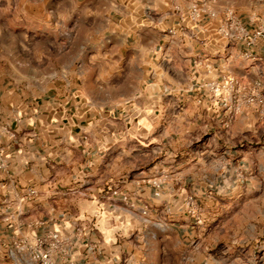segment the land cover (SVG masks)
<instances>
[{"label": "crops", "instance_id": "1", "mask_svg": "<svg viewBox=\"0 0 264 264\" xmlns=\"http://www.w3.org/2000/svg\"><path fill=\"white\" fill-rule=\"evenodd\" d=\"M179 1L0 0V23L44 28L73 22L77 30L90 24L87 37L106 33L122 40L115 48L119 54L136 49L150 56L144 62L148 82H139L132 95L107 96L100 103L71 80L39 75L40 62L19 82L0 84L5 157L0 213L9 215L18 231L68 236L72 246L59 257L61 264H144L146 226L135 215L141 208L162 216L165 227L152 226L175 233L177 245L186 248L197 236L205 244L209 223L225 209L212 207L210 192L222 182L233 186L235 199L263 188L264 108L245 106L225 127L222 110L198 105L195 90L199 80L223 75L245 84L261 80L264 87V68L259 73L251 67L242 47H228L213 22L205 25L206 32L187 25V33L166 35V29L177 27V18L170 16L164 25V16L147 11L157 15L162 4ZM263 50L261 44L252 51ZM31 188L34 197L28 196ZM187 197L203 206L200 225L186 211ZM163 246V260L149 264H172L166 249L171 241Z\"/></svg>", "mask_w": 264, "mask_h": 264}, {"label": "rangeland", "instance_id": "2", "mask_svg": "<svg viewBox=\"0 0 264 264\" xmlns=\"http://www.w3.org/2000/svg\"><path fill=\"white\" fill-rule=\"evenodd\" d=\"M192 1L195 0L167 3L168 6L162 4L160 14L156 15L151 11H147V14L156 18L164 16L160 20L165 25L166 21L172 19L170 13L173 7L180 6L186 12L185 7ZM215 8L217 11L232 9L242 20L247 18L243 22L250 26L264 23L263 2L217 0ZM253 15L254 20H249L248 17ZM77 25L73 22H52L41 28L40 24L32 22H1L0 28L4 34L0 37V84L4 83V86L9 82H19L21 75L23 78L28 75L29 66L37 68L38 62L44 63L39 67V75L47 79L56 77L61 81L71 80L72 84L79 85L83 93L90 94L98 103L106 100L107 96L116 98L120 94L132 95L139 82H148L144 62L150 56L140 54L136 49H126L125 54H119L115 48L122 47V40L105 37L106 33L90 38L87 37L93 32L90 24H79V30ZM96 26L102 27L103 24ZM36 73V69L30 72L31 78ZM10 87L11 85L8 88ZM219 186L210 192L215 195L211 196L215 199L211 198L210 202L212 207L220 206L225 209L219 218L209 223V245L199 242L197 236L189 246L181 247L176 244L175 233L171 236L152 226L156 224L160 228L165 227L161 215H153L147 208H141L139 213L135 212L136 219L140 218L146 226L143 233L147 244L141 252L144 264L163 260L164 240L171 241V246L166 249L168 255L171 252L172 264H264V185L263 188H255L253 194L237 199L232 197L233 186L224 182ZM193 199L197 208L203 209L198 199ZM217 202L218 205H215ZM21 220L19 217L18 221ZM11 222L9 215L0 213V264H33L28 258L29 247L25 241H30L37 233L18 231L15 226H11ZM133 238L134 235L129 237L131 240ZM132 249L129 248V254L133 253Z\"/></svg>", "mask_w": 264, "mask_h": 264}, {"label": "built area", "instance_id": "3", "mask_svg": "<svg viewBox=\"0 0 264 264\" xmlns=\"http://www.w3.org/2000/svg\"><path fill=\"white\" fill-rule=\"evenodd\" d=\"M263 2L264 0H252ZM217 0H195L185 7V11L180 6H175L170 13L177 18V27L166 30V35L173 36L176 31L183 33L189 32L190 27L200 28L206 32L205 25L213 22L214 32L230 48L242 47V56L250 62L251 67L261 73L264 68V50L256 54L252 50L258 45H264V23L259 26H250L243 22L236 13L230 8L217 11L215 4ZM195 34L190 36L198 41ZM202 41V39H200ZM211 70H207L210 74ZM196 87V102L198 105L206 104L217 110H222L223 126H227L234 117L245 106L255 107L258 112L264 108V87L261 80L248 81L243 83L240 79L231 75H223L220 78H203L198 81ZM5 169V157L3 148L0 145V171ZM154 186L159 187V183L153 181ZM37 191L29 189L28 196H36ZM116 194V191H113ZM186 211L192 216H196V224L202 223L200 210L197 208L193 197H187ZM28 243V258L33 264H61L59 257L65 256L72 246L68 236L59 231H48L43 234H35Z\"/></svg>", "mask_w": 264, "mask_h": 264}]
</instances>
